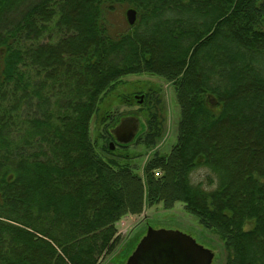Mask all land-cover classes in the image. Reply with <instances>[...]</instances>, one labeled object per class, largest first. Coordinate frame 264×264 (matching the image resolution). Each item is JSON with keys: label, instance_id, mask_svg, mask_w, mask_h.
<instances>
[{"label": "trees", "instance_id": "obj_1", "mask_svg": "<svg viewBox=\"0 0 264 264\" xmlns=\"http://www.w3.org/2000/svg\"><path fill=\"white\" fill-rule=\"evenodd\" d=\"M120 6L137 18L114 31ZM141 74L171 83L179 120L139 168L90 124ZM177 202L225 264H264V0H0V264H104L122 218Z\"/></svg>", "mask_w": 264, "mask_h": 264}, {"label": "rangeland", "instance_id": "obj_2", "mask_svg": "<svg viewBox=\"0 0 264 264\" xmlns=\"http://www.w3.org/2000/svg\"><path fill=\"white\" fill-rule=\"evenodd\" d=\"M128 9L126 6H120L113 16L108 18L114 31H123L128 28L125 16ZM97 112V115L92 118L90 133L91 138L102 147H106L111 142L115 143L111 132L122 119L135 118L138 120L136 137L139 136V140L133 141L125 149L116 147L114 152L137 157L136 163L139 168L153 151L167 153L175 143L179 108L174 90L171 83L156 75L141 74L125 77L99 102ZM147 114L154 115L160 125V136L154 148H147L142 143L147 132L149 119ZM204 173L205 171L202 170L195 172L192 175L193 182L201 181ZM116 228L123 243L118 249V254L104 264H124L149 228L187 234L199 245L214 253L212 264H225L226 254L218 235L204 228L195 216L185 211L180 202L175 203L174 207L169 210H165L162 205L144 208L139 214L122 218L116 224Z\"/></svg>", "mask_w": 264, "mask_h": 264}, {"label": "water", "instance_id": "obj_3", "mask_svg": "<svg viewBox=\"0 0 264 264\" xmlns=\"http://www.w3.org/2000/svg\"><path fill=\"white\" fill-rule=\"evenodd\" d=\"M125 16L128 25L133 26L137 18L136 11L128 9ZM138 125L135 118L122 119L111 132L115 143L131 144L138 133ZM115 143H109L111 151L115 149ZM213 258L211 250L199 245L187 234L149 228L124 264H212Z\"/></svg>", "mask_w": 264, "mask_h": 264}, {"label": "flooded vegetation", "instance_id": "obj_4", "mask_svg": "<svg viewBox=\"0 0 264 264\" xmlns=\"http://www.w3.org/2000/svg\"><path fill=\"white\" fill-rule=\"evenodd\" d=\"M135 97V96H134Z\"/></svg>", "mask_w": 264, "mask_h": 264}]
</instances>
